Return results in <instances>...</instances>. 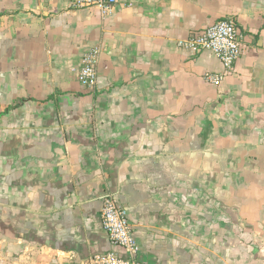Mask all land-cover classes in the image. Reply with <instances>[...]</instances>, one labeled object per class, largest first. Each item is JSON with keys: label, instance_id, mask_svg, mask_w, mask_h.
Returning <instances> with one entry per match:
<instances>
[{"label": "crops", "instance_id": "crops-1", "mask_svg": "<svg viewBox=\"0 0 264 264\" xmlns=\"http://www.w3.org/2000/svg\"><path fill=\"white\" fill-rule=\"evenodd\" d=\"M225 17L249 50L216 86L178 42ZM107 194L146 264H264V0H0V264L123 253Z\"/></svg>", "mask_w": 264, "mask_h": 264}, {"label": "built area", "instance_id": "built-area-1", "mask_svg": "<svg viewBox=\"0 0 264 264\" xmlns=\"http://www.w3.org/2000/svg\"><path fill=\"white\" fill-rule=\"evenodd\" d=\"M118 0H71L75 8H98L103 13L113 11ZM178 45L193 55L211 51L221 61L223 73H207L205 80L213 85H220L224 76L229 75L237 61L248 50L238 22L234 17H225L209 26L191 33L187 39L180 40ZM100 49H90L82 60L78 78L89 93L98 91V64ZM103 227L113 246L123 249V253L109 250L95 254L88 264H146L141 256V249L129 218L128 210L111 194L103 198L101 211Z\"/></svg>", "mask_w": 264, "mask_h": 264}]
</instances>
